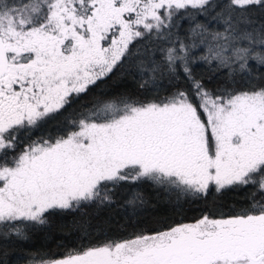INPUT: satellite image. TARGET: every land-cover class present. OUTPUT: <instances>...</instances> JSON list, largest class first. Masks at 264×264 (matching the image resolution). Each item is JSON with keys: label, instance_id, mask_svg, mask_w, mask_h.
<instances>
[{"label": "snow or ice", "instance_id": "1", "mask_svg": "<svg viewBox=\"0 0 264 264\" xmlns=\"http://www.w3.org/2000/svg\"><path fill=\"white\" fill-rule=\"evenodd\" d=\"M144 186L171 215L134 220ZM114 205L123 235L27 264H264V0H0V264Z\"/></svg>", "mask_w": 264, "mask_h": 264}, {"label": "trees", "instance_id": "2", "mask_svg": "<svg viewBox=\"0 0 264 264\" xmlns=\"http://www.w3.org/2000/svg\"><path fill=\"white\" fill-rule=\"evenodd\" d=\"M196 71L197 73H202L204 70L197 68ZM166 87L167 84L165 83L160 89L161 95L164 94ZM101 90L96 89L90 96L82 98L72 108H77L79 104H88L92 96L99 94ZM106 90L110 94H114L125 90L135 92L136 88L131 77L120 78L118 73L113 80L108 82ZM145 95L152 97L155 93L149 91ZM72 108H69L68 113L65 115L71 113ZM47 130L56 133V123L50 124ZM149 188L148 191L146 187L145 189L144 187L140 189L147 203L138 209V215L134 218L135 221L151 223L154 219L171 215V207L167 203L165 193L151 187ZM246 195V192H233L229 193L225 200L228 202H242ZM122 203L121 201V205ZM121 205L100 209L89 207L51 217L48 225L31 232L27 241L16 246L13 254V264H27L29 254L37 251L55 253L57 255L63 254L82 242L85 230L93 238L101 235H123L125 228L131 227V225L129 222V211Z\"/></svg>", "mask_w": 264, "mask_h": 264}, {"label": "rangeland", "instance_id": "3", "mask_svg": "<svg viewBox=\"0 0 264 264\" xmlns=\"http://www.w3.org/2000/svg\"><path fill=\"white\" fill-rule=\"evenodd\" d=\"M145 187L147 188V191L150 189L149 186H144V189H145ZM158 191H159V190H158ZM149 193H150V192H149Z\"/></svg>", "mask_w": 264, "mask_h": 264}]
</instances>
